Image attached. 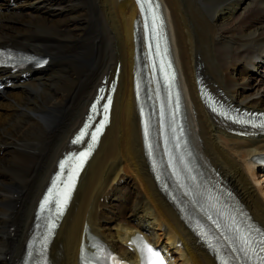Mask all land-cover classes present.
<instances>
[{
  "label": "bare ground",
  "instance_id": "obj_1",
  "mask_svg": "<svg viewBox=\"0 0 264 264\" xmlns=\"http://www.w3.org/2000/svg\"><path fill=\"white\" fill-rule=\"evenodd\" d=\"M157 2L178 71L187 146L206 176L230 188L264 227V191L255 185V169L264 170V134L233 133L206 110L197 81L201 77L212 93L237 106L264 110V0ZM146 15L151 19L150 11ZM140 21L135 0H0V44L50 56L43 68L0 70V264L21 260L38 199L117 62L110 123L81 173L48 258L78 264L87 228L129 260H138L130 248L138 231L169 264H218L159 186L143 146L133 87L135 53L145 50L135 25ZM247 43L260 48L249 59L242 51ZM219 45L231 53L223 64ZM140 60L146 63L145 55Z\"/></svg>",
  "mask_w": 264,
  "mask_h": 264
},
{
  "label": "rangeland",
  "instance_id": "obj_2",
  "mask_svg": "<svg viewBox=\"0 0 264 264\" xmlns=\"http://www.w3.org/2000/svg\"><path fill=\"white\" fill-rule=\"evenodd\" d=\"M4 7V6H2ZM229 44V43H228ZM254 45V46H253ZM252 46V47H251ZM257 46V47H256ZM259 46L255 43H247L246 44V49L242 50L243 52H246L245 53V56L247 54V56L245 57L246 59H249V57L252 56V54L255 52V51H258L260 48H258ZM250 48V49H249ZM122 51V49H120ZM247 50V51H246ZM223 54V55H222ZM113 55V52H109L108 53V57H112ZM231 53L229 51V49L226 47V46H223V45H219L218 46V52L216 54V57H217V61L219 64H223V63H226V61L230 60L228 56H230ZM224 56V57H223ZM221 57V58H220ZM248 57V58H247ZM221 59V60H220ZM227 59V60H226ZM221 61V62H219ZM4 89V88H3ZM256 174H255V178L257 179V183H255V185L258 187V188H261L263 191H264V170H261V168H256Z\"/></svg>",
  "mask_w": 264,
  "mask_h": 264
},
{
  "label": "snow or ice",
  "instance_id": "obj_3",
  "mask_svg": "<svg viewBox=\"0 0 264 264\" xmlns=\"http://www.w3.org/2000/svg\"><path fill=\"white\" fill-rule=\"evenodd\" d=\"M86 155H87V153L82 154V156H86ZM262 250H264V249H262ZM149 251H151V249H149ZM153 255H155V253H153ZM159 264H163V262L160 261Z\"/></svg>",
  "mask_w": 264,
  "mask_h": 264
},
{
  "label": "water",
  "instance_id": "obj_4",
  "mask_svg": "<svg viewBox=\"0 0 264 264\" xmlns=\"http://www.w3.org/2000/svg\"><path fill=\"white\" fill-rule=\"evenodd\" d=\"M140 25V24H139Z\"/></svg>",
  "mask_w": 264,
  "mask_h": 264
}]
</instances>
